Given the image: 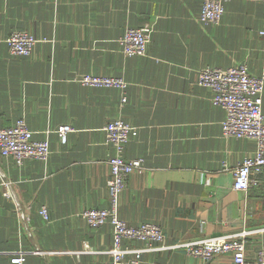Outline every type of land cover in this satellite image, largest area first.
<instances>
[{
  "label": "crops",
  "instance_id": "0c3cea01",
  "mask_svg": "<svg viewBox=\"0 0 264 264\" xmlns=\"http://www.w3.org/2000/svg\"><path fill=\"white\" fill-rule=\"evenodd\" d=\"M202 0H0V129L23 119L32 137L47 140L46 160L18 166L0 154V264H108L112 228L89 227L80 212L108 208L104 127L122 120L135 128L124 158H140L119 196L129 225L157 224L165 245L250 231L245 256L264 251V171L246 191L232 187L233 170L253 155L251 139L224 138V111L197 82L205 67L246 64L264 79V0H225L217 25L199 21ZM150 28L144 56H125L126 28ZM13 30L43 42L29 56L4 43ZM121 78L117 88L79 84L80 74ZM264 115V89L262 93ZM67 126L64 142L57 130ZM44 207L47 219L39 214ZM143 251L138 264H230L182 250L124 241ZM132 258L128 254L127 264Z\"/></svg>",
  "mask_w": 264,
  "mask_h": 264
},
{
  "label": "built area",
  "instance_id": "2783aa9c",
  "mask_svg": "<svg viewBox=\"0 0 264 264\" xmlns=\"http://www.w3.org/2000/svg\"><path fill=\"white\" fill-rule=\"evenodd\" d=\"M224 1L202 0L199 21L203 24H219L224 13ZM149 34L148 26L126 28L119 39L122 54L128 57L144 56ZM43 41V38L37 39L26 31L13 30L5 38L4 43L11 55L25 57L31 54L36 43ZM75 80L87 87L117 88L122 93L120 103L126 100L123 93L127 83L121 78L82 74ZM197 82L212 91L213 105L224 111L223 137L245 138L255 142L256 148L253 155L243 158L232 172L233 189L246 191L259 185L264 171V115L262 112L264 79L252 76L246 64H238L226 69L202 68L197 73ZM69 130L67 126L57 130L61 142H64ZM104 131L106 141L114 148V153L108 157L110 174L106 187L109 206L105 209H85L80 212V216L91 228H98L105 224L111 226L113 241L108 250V264H127L128 254L132 255L129 262L138 264L143 251L124 246V241L157 244L161 250H182L189 256L207 262L217 255L228 254L231 256L230 264H264V251H259L254 260L246 258L245 241L251 234L247 230H241L236 234L165 245L164 232L157 224L145 222L133 226L121 220L118 215L119 196L126 186L128 176L142 168V160L124 158L125 145L129 137L136 132L133 126L122 120H115L107 124ZM0 154L3 157H12L20 166L26 159L46 160L50 154V147L47 140L33 139L32 131L27 127L26 122L18 119L11 127L0 129ZM0 184L4 197L16 199L10 181L3 178ZM39 214L47 219L44 207L39 209ZM22 261L23 258L20 256L11 260L15 264H20Z\"/></svg>",
  "mask_w": 264,
  "mask_h": 264
},
{
  "label": "rangeland",
  "instance_id": "374dc122",
  "mask_svg": "<svg viewBox=\"0 0 264 264\" xmlns=\"http://www.w3.org/2000/svg\"><path fill=\"white\" fill-rule=\"evenodd\" d=\"M85 74H88V73H85ZM80 75H82V74H80ZM93 75V74H92ZM97 76V75H96ZM96 88H99V87H96Z\"/></svg>",
  "mask_w": 264,
  "mask_h": 264
}]
</instances>
